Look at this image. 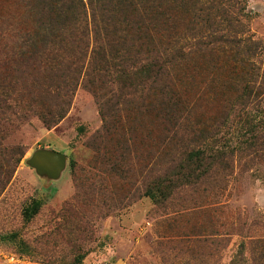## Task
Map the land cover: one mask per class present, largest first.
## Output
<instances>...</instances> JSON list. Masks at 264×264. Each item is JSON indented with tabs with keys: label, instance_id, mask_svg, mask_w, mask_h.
I'll return each mask as SVG.
<instances>
[{
	"label": "trees",
	"instance_id": "trees-1",
	"mask_svg": "<svg viewBox=\"0 0 264 264\" xmlns=\"http://www.w3.org/2000/svg\"><path fill=\"white\" fill-rule=\"evenodd\" d=\"M10 3L0 20V197L22 160L4 147L10 130L30 117L56 127L80 87L103 121L91 147L124 180L120 192L164 204L181 186L227 177L237 157L264 162V44L248 0ZM40 208L34 201L27 216ZM245 249L247 264H264V237Z\"/></svg>",
	"mask_w": 264,
	"mask_h": 264
},
{
	"label": "rangeland",
	"instance_id": "rangeland-1",
	"mask_svg": "<svg viewBox=\"0 0 264 264\" xmlns=\"http://www.w3.org/2000/svg\"><path fill=\"white\" fill-rule=\"evenodd\" d=\"M12 11L0 0V20ZM248 13L251 34L264 44V0H248ZM102 126L96 99L80 87L56 127L30 117L10 130L4 147L22 160L0 197V264H247L245 245L264 237V162L245 166L248 158L237 157L227 177L181 186L156 204L134 189L119 191L124 180L91 147ZM39 150L66 155L59 180L29 165ZM152 168L160 173L158 163ZM34 201L41 208L29 217Z\"/></svg>",
	"mask_w": 264,
	"mask_h": 264
},
{
	"label": "water",
	"instance_id": "water-1",
	"mask_svg": "<svg viewBox=\"0 0 264 264\" xmlns=\"http://www.w3.org/2000/svg\"><path fill=\"white\" fill-rule=\"evenodd\" d=\"M67 164L68 159L65 154L49 150H39L29 160V165L38 175L50 180H59Z\"/></svg>",
	"mask_w": 264,
	"mask_h": 264
},
{
	"label": "built area",
	"instance_id": "built-area-1",
	"mask_svg": "<svg viewBox=\"0 0 264 264\" xmlns=\"http://www.w3.org/2000/svg\"><path fill=\"white\" fill-rule=\"evenodd\" d=\"M6 259H8V261L10 262V263H13V262H17V261H19L17 258H15L14 256H10V257H7Z\"/></svg>",
	"mask_w": 264,
	"mask_h": 264
}]
</instances>
